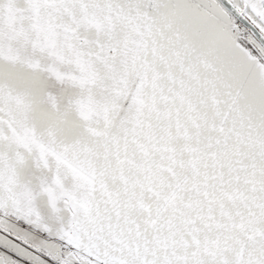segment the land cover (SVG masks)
Masks as SVG:
<instances>
[{"label": "snow or ice", "instance_id": "obj_1", "mask_svg": "<svg viewBox=\"0 0 264 264\" xmlns=\"http://www.w3.org/2000/svg\"><path fill=\"white\" fill-rule=\"evenodd\" d=\"M0 264H264V0H0Z\"/></svg>", "mask_w": 264, "mask_h": 264}]
</instances>
